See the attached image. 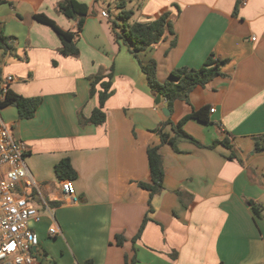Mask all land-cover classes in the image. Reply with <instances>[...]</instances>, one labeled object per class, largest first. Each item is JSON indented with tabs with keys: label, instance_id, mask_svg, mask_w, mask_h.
I'll return each instance as SVG.
<instances>
[{
	"label": "crops",
	"instance_id": "0c3cea01",
	"mask_svg": "<svg viewBox=\"0 0 264 264\" xmlns=\"http://www.w3.org/2000/svg\"><path fill=\"white\" fill-rule=\"evenodd\" d=\"M60 1L0 0V29L11 46L0 49V86L43 97L31 118H20L15 106L0 109L27 145L32 198H39L41 211L55 209V220L46 214L36 222V264H126L134 254L136 264H264V215L253 209L264 212V0H124L131 22L170 14L171 30L140 57L116 39L102 0H79L90 7L80 55H63L56 31L36 18L43 13L76 30L77 20L60 12ZM211 56L226 61L224 75L194 88L189 102L177 100L172 113L177 122L194 109L216 108L210 124L189 119L184 125L202 145L162 143L157 130L170 116L163 99L156 103L141 61L155 59L158 79L166 81L173 70L200 68ZM111 68L107 120L95 125L88 121L99 105L90 95L91 79ZM164 131L174 134L171 125ZM225 137L231 150L212 146ZM153 145L160 146L165 177L149 212L150 193L139 182L149 181ZM66 157L78 173L71 179L76 204L55 171ZM53 226L61 232L56 239L49 234Z\"/></svg>",
	"mask_w": 264,
	"mask_h": 264
},
{
	"label": "trees",
	"instance_id": "16d2710c",
	"mask_svg": "<svg viewBox=\"0 0 264 264\" xmlns=\"http://www.w3.org/2000/svg\"><path fill=\"white\" fill-rule=\"evenodd\" d=\"M117 7L121 10L119 13L120 22L113 21V29L117 40H122L129 50L140 57L142 52H145L149 48L157 44L167 33L171 30L172 25L169 19V12H164L157 18L149 22H131L133 15L132 9H126V1L121 0L117 3ZM60 12L70 19L77 20V28L74 31L65 30L58 26V24L46 14H37L36 18L49 26H51L58 34L62 47L60 52L65 56L78 57L80 55V48L78 46L80 33L84 27L85 21L90 11L88 4L79 0H61L58 4ZM9 37L5 36L2 29H0V49L7 51L11 46L9 44ZM226 61L209 57L205 64L200 68L180 67L173 70L168 80L160 81L158 79V63L155 59L149 60L147 63L141 61L142 71L145 73L148 84L157 96L161 94L162 99L169 104L171 111L170 117L162 123L161 127L157 130L162 143L169 142L175 149H178V142L181 139L189 140L197 145H202L195 137L187 133L184 129L185 123L189 119L197 120L203 124H210V107L203 106L200 109H194L190 114L184 116L179 121L175 122L172 119V113L174 112L175 102L179 99L189 102V96L191 91L197 86H206L213 79L218 76L224 75L222 66ZM113 68L109 73L99 72L91 79L90 95L97 96L99 105L94 109L89 122L95 125H101L107 120V113L105 111V105L108 98L111 96L113 90ZM0 74V82H1ZM0 86V94L2 90ZM43 101V97H26L14 92L11 89H6L5 98L0 100V109L6 106H15L18 110L20 118L34 117L38 108ZM167 125H171L174 134L165 132L164 128ZM219 141H216L212 146L216 145ZM224 144L230 146L228 139L223 141ZM148 160L150 167L149 181H140L139 186L148 190L150 193L149 205L152 212V199L163 187L165 177V166L163 161V155L160 152L159 145L149 146L148 148ZM55 171L60 180L72 179L75 180L78 177L77 171L74 169L71 159L69 157L63 158L55 166ZM34 195L31 193V196ZM53 205L58 203L51 202ZM254 204V203H252ZM254 212L257 215L262 214V210L253 205ZM150 220L147 214L142 222V225L133 238L134 242H137L141 237L147 222ZM125 238L123 235H118L117 242L119 245H123ZM92 261L88 260L85 264H91ZM136 256L130 259L126 256V264H136Z\"/></svg>",
	"mask_w": 264,
	"mask_h": 264
},
{
	"label": "built area",
	"instance_id": "2783aa9c",
	"mask_svg": "<svg viewBox=\"0 0 264 264\" xmlns=\"http://www.w3.org/2000/svg\"><path fill=\"white\" fill-rule=\"evenodd\" d=\"M246 2L241 0V5ZM102 16L109 15L103 11ZM7 80H13V76H8ZM5 91L6 88L2 90L0 100L5 98ZM215 110V107L211 108L212 112ZM27 151L26 143L16 138L11 126L0 117V264H36L34 249L40 239L30 222H41L46 214L55 220L54 208L47 205L41 211L32 203L31 188L35 181L25 161ZM61 185L71 203H78L73 181L63 179ZM49 234L57 237L61 232L53 226Z\"/></svg>",
	"mask_w": 264,
	"mask_h": 264
},
{
	"label": "rangeland",
	"instance_id": "374dc122",
	"mask_svg": "<svg viewBox=\"0 0 264 264\" xmlns=\"http://www.w3.org/2000/svg\"><path fill=\"white\" fill-rule=\"evenodd\" d=\"M101 4L104 6V8L108 9L109 11H111L113 21L115 20V21H117L119 23L120 22L119 13H120L121 10L111 0H106V1L102 0ZM126 9H128V8H126ZM225 140H226V137L223 140L219 141L218 144H222L225 148L227 147V149L231 150L232 149L231 145L227 146L226 144L223 143V141H225ZM257 149H259V148H257ZM263 149L264 148L261 147V150H263ZM32 203L35 206H37V208H38V206H40L39 198L38 197H36L34 199L32 198ZM261 212L264 215V212L263 211H261ZM37 224L38 223H36L34 221L30 222L31 228H33L34 230H37ZM52 239H56V238L53 237ZM133 244L135 245L136 242L133 241ZM133 257H135V254L133 256H131L130 259H132Z\"/></svg>",
	"mask_w": 264,
	"mask_h": 264
},
{
	"label": "water",
	"instance_id": "95a60500",
	"mask_svg": "<svg viewBox=\"0 0 264 264\" xmlns=\"http://www.w3.org/2000/svg\"><path fill=\"white\" fill-rule=\"evenodd\" d=\"M161 100H162V96L161 94H158L157 95V99H156V103L157 104H160L161 103ZM163 113L166 115V116H170L171 115V111L169 109V104L167 102H164V106H163ZM37 248H35L34 250H36Z\"/></svg>",
	"mask_w": 264,
	"mask_h": 264
}]
</instances>
